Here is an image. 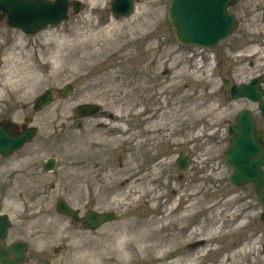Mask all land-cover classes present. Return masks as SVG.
Wrapping results in <instances>:
<instances>
[{
	"label": "rangeland",
	"instance_id": "obj_1",
	"mask_svg": "<svg viewBox=\"0 0 264 264\" xmlns=\"http://www.w3.org/2000/svg\"><path fill=\"white\" fill-rule=\"evenodd\" d=\"M80 1L79 13L69 8L67 21L35 34L0 21V113L37 127L32 142L0 157V213L13 221L6 242H28L24 264L44 257L64 264H164L180 244L167 264H264V208L250 184L231 183L223 156L238 111L251 110L263 130L264 117L255 103L219 90L223 78L238 84L264 76V0L238 1L239 28L215 54L175 41L170 0H135L134 12L122 19L110 14V0ZM45 89L52 102L34 109ZM81 103L97 104L109 117L80 118ZM179 153L190 157L183 171L175 163ZM33 156L38 161L27 159ZM48 156L57 159L50 172L41 166ZM76 160L87 169H75ZM141 182L150 192L135 188ZM87 190L94 200L89 208L117 214L92 233L66 227L54 208L60 197L81 205ZM178 200L181 207L166 215ZM150 220L156 223L148 239ZM181 224L194 227L173 238ZM202 237L214 242L187 246Z\"/></svg>",
	"mask_w": 264,
	"mask_h": 264
},
{
	"label": "water",
	"instance_id": "obj_2",
	"mask_svg": "<svg viewBox=\"0 0 264 264\" xmlns=\"http://www.w3.org/2000/svg\"><path fill=\"white\" fill-rule=\"evenodd\" d=\"M238 0H171L168 9V21L176 40L184 45H195L207 49L216 48L221 40L238 28V19L229 10ZM0 6L8 12L10 23L25 32H34L48 24H58L66 19V0H0ZM78 10V5L74 6ZM111 10L116 16L128 15L133 10V0H113ZM260 78H254L248 85L233 88L234 97L247 96L259 101L258 107L264 115V100L260 88ZM70 93V87L66 89ZM51 100L50 91L44 92L36 103L42 106ZM91 106L80 105L81 116L88 114ZM232 135L230 146L224 151L228 164L233 167L230 179L233 183L250 182L258 198L264 205V135L256 130L251 113L240 111L236 116V125L229 128ZM1 144V142H0ZM14 145L15 141L11 140ZM17 144V143H16ZM51 162H53L51 160ZM186 166V158L180 160V168ZM62 212L70 213L65 205L58 206ZM113 214L105 213L95 216L99 221L107 220ZM264 219V214L262 216ZM9 222L0 215V240L7 235ZM25 251V244L16 242L11 246L0 245V262L3 264H20ZM10 254L13 259H9Z\"/></svg>",
	"mask_w": 264,
	"mask_h": 264
},
{
	"label": "flooded vegetation",
	"instance_id": "obj_3",
	"mask_svg": "<svg viewBox=\"0 0 264 264\" xmlns=\"http://www.w3.org/2000/svg\"><path fill=\"white\" fill-rule=\"evenodd\" d=\"M231 81V80H230ZM231 84H232V82H231ZM98 109H99V107H98ZM3 115V114H2ZM4 117H6V116H4ZM4 117H2L1 116V118H0V120L2 119V118H4ZM21 124H22V122L19 124V128H18V130L20 131V130H22V127H21ZM49 157V156H48ZM47 158V157H46ZM45 158V159H46ZM27 159H36L37 161H38V159L37 158H35V156H33V157H30V158H27ZM45 159H43L42 161H41V166H42V164H43V162H44V160ZM42 168H43V166H42ZM44 169V168H43ZM89 171L86 173V174H92L94 171L93 170H91V169H88ZM46 172H48V171H46ZM94 201H92V199L89 197L88 199H86L85 201H83L82 203H81V205L84 203V204H86L87 205V207L89 208L90 206H92V203H93ZM83 215V213L81 214L80 213V216H82ZM67 222L70 224V225H73V227L74 228H76V229H80V230H83V231H85V232H89V233H92V232H94V231H96L97 229H99V228H101V227H105V226H108V225H110L111 224V222H108V223H104L103 225H101L99 228H97V229H95V230H92V229H86V230H84V226H83V224L81 223V222H71L70 220H67ZM170 222H172L173 223V219H170ZM180 226V225H179ZM179 226H178V228H179ZM174 235H176V238H178L179 237V235L181 236V237H184L185 235H184V230L183 229H181V230H178V231H175L174 233H173V235H171V236H174ZM61 247L62 246H57V247H54V254H58V252L60 251V249H61ZM44 262H48L49 264H64V263H52L50 260H49V258L48 257H44V258H42V262H41V264L42 263H44Z\"/></svg>",
	"mask_w": 264,
	"mask_h": 264
},
{
	"label": "bare ground",
	"instance_id": "obj_4",
	"mask_svg": "<svg viewBox=\"0 0 264 264\" xmlns=\"http://www.w3.org/2000/svg\"><path fill=\"white\" fill-rule=\"evenodd\" d=\"M138 114V113H137ZM59 116L58 115H56V116H54L52 119H51V121H52V123L51 124H56V121H57V118H58ZM148 132H149V130H148ZM76 153L77 154H80V153H78V151L76 150ZM77 158H79V155H78V157ZM81 161L82 160H76L75 162H74V164L76 165V167H74L75 169H80V168H85V169H87V166H85V165H81ZM137 187V189H138V191H142V194H145V193H147V192H150V189H149V187L147 188L146 186H145V184L144 183H139V184H136V186H135V188ZM119 197V196H118ZM154 198V197H153ZM149 222V226H148V230H149V232L150 233H148V239H149V235L150 234H152V232H153V226L155 225V223H156V221L155 220H150V221H148ZM152 226V227H151ZM131 227L129 226H126L125 227V229L126 230H128V229H130ZM173 238H176V235H174L173 236ZM150 242V241H149ZM150 246H151V243H150ZM186 261V259H184V258H181L180 259V262L181 263H184Z\"/></svg>",
	"mask_w": 264,
	"mask_h": 264
}]
</instances>
